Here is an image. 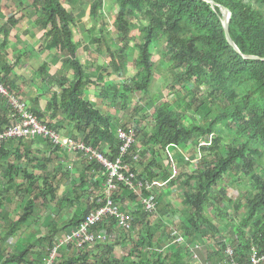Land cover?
<instances>
[{
  "label": "trees",
  "instance_id": "1",
  "mask_svg": "<svg viewBox=\"0 0 264 264\" xmlns=\"http://www.w3.org/2000/svg\"><path fill=\"white\" fill-rule=\"evenodd\" d=\"M64 1L73 4L74 8L80 6V4L76 5L78 0ZM64 1L31 0L30 3V7L34 8L38 14L33 24L34 28L38 27L45 32L46 51H55L57 54L52 64L56 67L62 62L64 65L53 74L49 73L47 62L38 69L37 75H41L39 78H43L45 86L49 89L56 87L61 91L47 103L46 113L37 109L36 106L31 108L42 123L59 130L64 128L62 126L64 120L69 121L68 130L63 129V132L65 131L63 134L77 140H80V136H84L82 141L95 148L106 145L107 142L109 152H106V156L110 160H115L121 145L116 131L113 130L117 126L113 123V119L102 114L89 100L85 99V88L100 89V95L113 103L119 99L125 103L127 95L134 92V89L149 96V105L154 110L152 114L154 127L147 133L144 128L149 122L146 124L140 122L136 137L138 140L142 139V146L134 145L127 156L131 170L137 173L145 184L156 178L163 181L170 178L169 166H164L163 158L168 146L185 147L188 151L190 147L199 148L200 141L211 134H217L211 146L200 148L209 154L205 155L202 161L198 160V168L192 172L182 171L177 180L175 179V183L177 181L183 192L181 211L186 219V224L182 222L180 224L181 236L177 239L181 237L184 244L174 239L175 232L163 223H161L162 226H152L149 223L144 225L143 220L148 214L138 204V208L133 211L136 215L134 226L138 224L146 226V237L140 238V242L134 245L129 258L124 262L116 261L114 264H191L193 255L190 254V246L197 243L203 244L202 242L207 246L221 236L220 226L214 218L209 216L210 210L217 212L221 211L222 205L229 206L225 201L226 187L223 186L221 190L217 188L225 179L237 176L249 178L253 183L254 192L244 199L245 202L239 201L234 205L236 217L240 210H244L245 215L242 220H237L236 217L230 219L231 223L236 220L239 222L238 225L233 226V244L238 243V247L234 249L233 257H227V261H231V264H253L252 257L256 255V258L260 260L258 264H264V176L256 174V170L264 160V10H262L264 0H258L257 7L247 0H214L232 14L229 24L230 35L240 53H237L227 41L223 11L219 6H212L206 0H117L119 12L114 24L116 34L113 37L108 32L113 40L107 39L106 35H103L105 33L103 30L102 35L92 39L94 52L105 53L111 59L107 68L99 66V71L102 69L103 72H99L95 80L86 76L80 60L82 42L75 40L72 28L76 23V17ZM104 2L105 0H92V17L103 10ZM17 3V12L7 16L0 24V83L12 92L18 89L17 80L12 79L11 76L20 58L15 65L9 64L5 58L6 52L10 48L12 31L16 30L24 20L30 18L26 7H22L23 2ZM105 25L108 26V22ZM132 26L138 31L139 43L135 46V52L130 41ZM29 33L33 34L32 31ZM156 39L164 41L165 53L169 56L170 71L174 78L169 88L174 90L185 84H188L190 88L195 87L183 96L180 93L176 100L178 111H174L171 106L162 102L150 91L151 83L159 70L153 61L152 53ZM135 53L137 54L133 63L137 70V81L133 89L132 85L124 84L122 77H124L128 59L134 58ZM244 56H255L260 59L248 60ZM64 67H68V70L65 71ZM112 71L114 75L119 74V78L122 79L107 81L105 73L109 75ZM201 86H206L208 94L200 95L196 92L195 89ZM34 102L38 103L37 98ZM136 107V113L144 111L147 113L146 116L149 115L150 112L145 106L140 107L138 104ZM7 111L0 116V125L5 126L8 122L9 109ZM190 111L194 115L205 113L204 122L199 124L190 120L188 117ZM45 117H50V120L46 121ZM57 118L59 119L54 124L53 120ZM187 118L188 121H185ZM228 134L231 135L230 140L226 138ZM222 146L225 148L224 151H221ZM54 151L61 152L58 148ZM100 151L103 152L102 149ZM3 152L2 148L0 159L6 157ZM63 154L67 155L62 152L61 155ZM143 157H150L146 165L143 161V163L137 161ZM178 159L181 169L186 166V163L188 164L183 156ZM50 161L49 159L46 163ZM200 161L202 166H199ZM82 165L78 178L79 184L74 190L82 192L88 179L96 178L97 175H103L102 181L105 182V170L97 162H84ZM140 168L145 169L142 175L138 173ZM41 169L46 172L47 165H43ZM171 184L174 185V181H171ZM44 186L45 189L41 188L34 200L22 206L23 213L10 225L11 233L22 229L34 215L37 210L36 201L59 200L57 187L52 180H46ZM99 187L103 189L98 181L93 190H98ZM20 191L22 190L19 188L17 193L20 194ZM124 195L129 196V203L130 200L136 199L125 190ZM144 195L148 196L147 193ZM82 196L83 194H74L65 198L63 207L66 205L73 207ZM103 197V195L98 196L87 207L81 206V209L77 210V220L70 221L69 226H77L94 208L101 206ZM2 208L3 198H0V210ZM2 211L1 213L4 212ZM259 216L261 219L257 220ZM116 226V220H113L109 228L100 226L98 231L106 230L107 233L112 234ZM161 229L164 233L158 239V231ZM247 229L251 233L250 237L246 238ZM166 235L169 239L173 237L174 241L170 242L166 238L165 241L170 244L161 247L159 241ZM54 242L55 239L51 233L37 238L34 244L42 246L46 251L53 246ZM98 246L103 247L100 244ZM219 246L223 250L226 249V242L221 241ZM97 249L103 250L102 253L105 252L101 264H111L114 248ZM28 253L27 250L23 255L11 258L10 262L21 264L28 257ZM216 253V256L224 258L220 251ZM0 255L5 256L3 252ZM207 258L210 259L209 256ZM88 259L89 254H86L85 249L70 260L58 262V264H91Z\"/></svg>",
  "mask_w": 264,
  "mask_h": 264
},
{
  "label": "rangeland",
  "instance_id": "2",
  "mask_svg": "<svg viewBox=\"0 0 264 264\" xmlns=\"http://www.w3.org/2000/svg\"><path fill=\"white\" fill-rule=\"evenodd\" d=\"M18 1L23 2V8L26 7V12L30 14V18L24 20L20 26L16 28V30L12 31V44L13 47L15 45H19L23 50H28L33 52V54L27 53L29 57H26L25 61L28 63V69H23L21 66L23 62L18 63L14 72L12 73V79L15 78L18 81V86L21 89L20 94L19 88L14 92L16 96L21 98L23 101H25L29 108L33 106L34 104H29V100L26 98H30V100L34 98H38L37 100L39 101V104L42 105V108L45 110L43 112H47V103L52 100L53 96L55 94H59L61 91L56 88L52 87L49 89L47 86H45L43 78H39L41 75H37L38 69L40 68L41 64L45 62V60L48 63L49 66V73L53 74L55 73V70L61 69L64 65L63 63H59L56 67L55 65L52 64L53 58L56 57V52L52 51L50 57L45 59L44 57V52H45V46L47 43V38L45 37V32L41 31L40 28L36 27L34 28V21L38 18V14L35 12V9L30 7L31 0H0V24L4 22L5 18L12 13L17 12L18 10ZM64 1V0H63ZM251 2L253 5H256L255 0H247ZM65 2V1H64ZM66 3V2H65ZM70 11L74 12V15L76 17V23L74 24L73 31L75 34V40L78 42H82V48L80 50V60L84 66V69L86 71V76L88 78H92L93 80L96 79L97 74L99 72H103L101 69L99 71V66H103L102 68H107L108 65L111 62V59L105 54V53H97L94 52L95 48L92 43V39L95 38L96 36L102 35V30L105 32L103 35H106L107 39H112L110 38L111 36L109 35L108 32L111 33V35L114 37L116 34V26L115 20L117 17V14L119 12L117 0H105L104 2V8L101 12L97 13L96 16H91V4L92 0H78V3L76 4L77 6L80 4L79 7L74 8L73 4H69V2L66 3ZM137 20H135L136 22ZM105 22V23H104ZM106 22H108V26L105 25ZM104 23V24H103ZM33 31V35L35 36L34 38L30 37V33ZM85 31V32H84ZM44 37V38H43ZM34 39V40H33ZM113 40V39H112ZM112 40H109L110 42H113ZM35 41V43H33ZM130 41H132V49L134 48L135 52V46L139 43L138 40V31L136 27L132 26V32L130 35ZM22 42V43H20ZM118 42V40L116 41ZM24 43V44H23ZM36 49H34L32 46ZM166 52V45L164 41L161 39H156L153 45L152 53H153V61L156 64V68L159 70L156 72L155 78L153 79V82L151 83V88L150 91L152 94L156 97H158L162 102H166L168 106H171V108L174 111H178L179 108L176 104V100L179 97V95L182 94L185 95L191 89H194L195 87L190 88L188 84H185L183 86H178L176 89L172 90L170 89V85L173 83L174 78L172 77L171 71H170V66L171 64L168 62L169 61V56L165 53ZM7 56L5 57L7 61L9 60L12 65H15L16 63V58H13L9 55V52H6ZM17 54V53H16ZM136 54L134 55V58L130 57L128 59L127 66L124 71V84L126 85H132L134 89V83L137 81V70L134 67V60L136 59ZM12 58V59H11ZM24 61V62H25ZM34 66H37L35 69ZM65 71L68 70V67H64ZM26 75V77H21L22 73ZM14 73H17L15 75ZM113 73L110 72L109 75L105 73L106 80H121L119 78V74L114 75L111 74ZM197 93L200 95H205L208 94V89L206 86H201L200 88L195 89ZM100 89L98 88H85L84 94H85V99L89 100L95 108L100 110L102 114L105 116L110 117L113 119V123L116 124L117 128L113 129L116 131V134H118V130L120 128H127L128 130H134L135 133L137 132V128L139 129L140 122H143L144 124L148 123V126L144 128V130L148 133L151 131V128L154 127V122H153V108L151 105H149V96L144 95L134 89V92H131L127 95L126 97V102L122 103L121 100L119 99L116 103L111 102V100L105 99L103 96L100 95ZM181 93V94H180ZM181 96V97H182ZM32 97V99H31ZM180 97V98H181ZM140 107H146L148 109L149 115L146 116L147 113L144 111H140L136 113V106ZM31 109V108H30ZM49 114H51V111H49ZM204 115L205 113H201L200 115H197L190 111L188 113V117L190 120L196 122V123H203L204 122ZM148 118V120H146ZM46 121L50 120V117L45 118ZM59 118L53 120V123L58 120ZM65 119V118H64ZM188 121V118L185 120ZM70 125V122L67 120H64L62 123V130L64 129L65 131L68 130V127ZM114 131V132H115ZM137 135V133H136ZM215 137L217 134L214 135ZM214 137V138H215ZM84 136H80L79 139L82 140ZM227 140L231 139V135H227ZM141 138H136V143L135 145L137 147H141ZM108 143L106 142V145L103 144L101 147H97V149H102L103 152L105 151L106 147L109 149V146L107 145ZM225 148L224 146L221 147V151H224ZM209 153H206L202 149L196 148H189L188 151H186L185 155V160L188 162L186 163V166H183L181 169L180 163H178L179 166V174H181L182 171L184 172H192L195 171L198 168V160L201 159L203 160L205 155H208ZM196 155V157L194 156ZM150 158V157H149ZM149 158H139L137 159L138 162L140 163H149ZM164 158V156H163ZM74 159H80L81 162H87V159L81 155H75ZM142 159V160H141ZM70 160V161H69ZM143 161V162H142ZM200 161L199 166H202V163ZM67 162L71 163L72 158H68ZM78 162V161H77ZM190 162V164H189ZM164 166H168L167 162L164 161ZM75 168V167H74ZM145 169L140 168L138 171L139 174L142 175L143 171ZM65 171V172H64ZM61 170V173L59 175V178L55 180V185L57 187V195L61 199V202L65 198H69L71 195L73 196L74 194H83L81 200L79 202H76L73 207H70L69 205H66L65 207L60 206L62 203H56L49 201V200H43L42 203L40 202L37 206V210L39 214V222L37 223L36 227L38 228L39 225H43V221L46 218L48 221L54 220L56 222L57 227L61 230H59V233H57V237L62 234L63 231H65L69 227V222L72 220H77L78 218V209H81V206H88L93 202L94 199H96L98 196L103 195V192H101L100 187L98 190H93V187L97 185L98 183V178L102 177L103 175H97L96 178H89L88 179V184L86 187H84L81 190H74L76 186L78 185L76 181L79 178L80 171L77 170H72L73 174L70 173L69 169ZM59 172V170H58ZM170 173V170H169ZM61 174L63 177L60 179ZM256 174L264 176V160L262 162V165L256 170ZM66 175V177H64ZM139 176V175H138ZM160 178V177H158ZM98 180V181H97ZM154 180H160V179H154ZM152 180V181H154ZM177 180V179H176ZM171 181H174V185L171 184ZM166 187H160V186H154V196H155V201H156V211L153 213H148V216L144 218L143 222L144 225L146 223H149L150 225H161L163 223L164 226H169L171 229L175 232L173 236L174 239L179 236H181V228L180 224L182 222L186 224V219L184 213L181 211L182 209V201H183V192L180 187V185L175 183V179L171 180ZM151 182V181H150ZM252 182L249 178H246L244 176H237V177H232L229 179H225L223 183L220 184V186L217 188L218 190H221V188L224 186L226 187L227 190V195L225 197L226 203H228L229 206L222 205L221 206V211L214 212L212 209L210 210V217L214 218V220L217 222V224L220 226V231H221V236L216 240L213 241L210 244L208 243L207 246H205V243L202 242L203 244L197 243L193 244L192 247L190 246L189 251L190 254L193 255L190 263L191 264H231V261H227V257H231V252L234 251L236 247H238V243L236 245L233 244L234 241V229L233 226L238 225L237 220H242L244 218L245 212L244 210H240L238 217L235 216V211H234V205L239 202V201H244L246 197H248L250 194L254 192L253 187H252ZM65 185L68 187L66 188ZM70 185V188H69ZM102 189V188H101ZM127 195V194H125ZM124 195V196H125ZM129 196L126 197V203H129ZM19 201L21 199L19 197H16L15 200L13 201L14 204H19ZM125 200H123L121 203H124ZM130 202H132L130 200ZM120 204V202L118 201ZM48 204V205H47ZM18 206V205H17ZM85 206V207H86ZM17 208V207H16ZM137 207H133L131 210H136ZM11 212H13V215L23 212L18 209H14L12 206ZM124 209V208H123ZM128 209V208H127ZM14 210L16 213H14ZM126 210V209H125ZM128 209V211L131 213L132 211ZM14 217V218H15ZM238 218L236 221L231 223L232 218ZM261 216L257 218V220H260ZM3 221L0 220V226L4 225L2 223ZM117 224V223H116ZM162 226V225H161ZM3 228V227H0ZM5 228V227H4ZM7 228V227H6ZM146 226H141V224H138L134 226V230L132 232H124L121 230H118L117 228L113 230L112 232V237H110L109 241L107 244H100L102 246L98 245H91L87 247L86 249H91L90 250V257L88 261L91 264H101L103 261V256L104 253H102L103 250H99L97 248H114V252L111 256V264H114L116 261H121L124 262L127 258H129V254L132 252L134 245L137 242H140V238L146 237L147 232H145ZM46 228L43 226L41 232L44 233ZM1 230V229H0ZM180 231V232H179ZM164 233V230L161 229L158 231V239H160ZM251 231L247 229L245 231V237H250ZM179 234V235H178ZM170 238L166 235V237H163L160 242L161 247H166L167 245L170 244V242L174 239ZM61 238V237H60ZM169 239L170 242H166L165 239ZM181 238V237H180ZM59 239V238H58ZM157 239V240H158ZM199 239V238H198ZM179 241V239H177ZM200 240V239H199ZM225 241L226 242V249H222L220 247V242ZM13 242V240H10V243ZM183 243V241H180ZM14 243V242H13ZM13 243L11 245H13ZM174 243V242H173ZM178 243V242H177ZM184 244V243H183ZM185 246V245H184ZM185 248V247H184ZM191 248H193L191 250ZM148 250V249H146ZM211 250V252H210ZM48 251V250H46ZM108 251V250H107ZM217 251H220L223 255L224 258L221 259L220 257L216 256ZM87 252V250H86ZM147 252V251H145ZM196 252L198 253L197 257L195 258L194 256L196 255ZM234 254V253H233ZM207 256L210 257L207 258ZM190 257V256H189ZM254 257V255H253ZM221 259V260H220ZM59 261V260H58Z\"/></svg>",
  "mask_w": 264,
  "mask_h": 264
},
{
  "label": "built area",
  "instance_id": "3",
  "mask_svg": "<svg viewBox=\"0 0 264 264\" xmlns=\"http://www.w3.org/2000/svg\"><path fill=\"white\" fill-rule=\"evenodd\" d=\"M8 109V122L5 126L0 125V151L5 142L10 140L19 139L28 141L42 139L54 150L58 148L71 154L81 155L89 163L95 161L105 170L104 177L106 179L103 182V204L94 208L69 233H66L55 242L48 249V253L42 264H58V253L64 245L74 247L79 253L91 245L107 244L112 235L107 233L106 230L100 232L98 229L100 226L109 228L113 220H116L117 223L115 229L131 232L136 218V215L133 213L134 210L131 209L140 204L147 214L156 211L154 186L166 187L171 180L177 179L180 175L178 158L180 156L185 157V147L172 145L165 149L164 159L169 162L168 166L170 170V178L168 180H154L145 184L138 174L131 170L127 162V156L136 143L137 135L135 129L120 128L118 130L117 135L121 143L120 152L115 160H110L105 153L94 146L87 145L82 140L74 139L42 123L25 101L16 96L4 84L0 83V116L4 115ZM214 137V134H211L208 138L200 141L198 149L211 146ZM124 190L136 198L135 201L129 203L131 208L128 209L132 211L131 213L126 209V203H121L125 200ZM144 193H147L148 196H145ZM179 241H182V238H179ZM233 253L234 251L231 252V257L234 256ZM252 262L253 264H258L260 260L254 255Z\"/></svg>",
  "mask_w": 264,
  "mask_h": 264
},
{
  "label": "crops",
  "instance_id": "4",
  "mask_svg": "<svg viewBox=\"0 0 264 264\" xmlns=\"http://www.w3.org/2000/svg\"><path fill=\"white\" fill-rule=\"evenodd\" d=\"M255 1H256V5H259L258 0H255ZM262 10H264V8ZM30 37L34 38L35 36L33 34L32 35L30 34ZM10 41H11L10 48L8 50L9 55L13 58H16V60L20 58L21 63L23 62L21 67L23 69L25 68L28 69L29 68L28 63H26L25 59L26 57H29L27 53L33 54L32 52L33 50L31 52L28 50L27 52V50H23L19 45H15V47H13L14 44H12V38ZM33 43H35V41ZM32 47L36 49L34 45ZM50 55H51V52H48L45 49V52H44L45 59L50 57ZM8 62L11 63L9 60ZM45 62L47 61L45 60ZM36 67L37 66H34L35 69L38 68ZM24 73L25 72L22 73L21 77H26ZM14 74L17 75V73H14ZM17 85H18V81H17ZM20 92H21V89L19 88L18 93L20 94ZM26 98L29 100L28 102L29 104L32 103L34 104L33 106L37 107V109H40L42 111L45 110L44 108H42V105L39 104V101L37 104H35L34 101L36 98L32 99L31 97L32 100H30V98L28 97ZM33 106H31L30 108H32ZM59 131L62 133L65 132V131L63 132L62 128L59 129ZM3 151L6 157H4L3 159H0V168H1L0 198H3L2 210L4 211L3 212L2 210H0V220H2L3 221L2 223L4 224L0 226V227H3V228H0L1 229L0 230V249H1L0 254L3 252L5 256L0 255V264H18L16 262L11 263L10 262L11 258L19 256V255H23L27 250L29 252L28 257L25 258L21 264H29V263L40 264V262L43 261L44 258L46 257L48 251H44L42 246L35 245L34 244L35 240L37 238L48 236L49 234L52 233L55 239V242H57L60 239V237L62 238L66 233H69L71 229H73L75 226L72 227L70 225L58 237H57V233H59L60 229L57 227L56 222L54 220L50 221L51 220L50 219L48 221L45 218L43 221V225L41 224L37 228L36 227L37 223L41 222V221L39 222V215H36V214H39L37 213L39 210L38 209L34 212V215L25 223L22 229L18 230L16 233H11L10 225L14 223L23 212H21V214L20 213L16 214V217H15V215H13V212H11L10 208L13 206L14 209L20 208V210L22 211L23 205H28L30 201L34 200V198L36 197V194L40 192L41 188L45 189L44 182L46 180H52L55 185V180L59 178L61 170L64 171L67 168L69 169L70 173L73 174L72 170L74 169L75 170L78 169V171L82 170L83 163L81 164L80 159H74L75 154L68 153L64 150H60L61 151L60 153L58 152L56 153L51 148V146L42 139H32L28 141L19 140V139L10 140V141L5 142V144L3 145ZM62 152L66 153L67 155L63 154L62 156L61 155ZM106 152H109V149H107V147L104 153L106 154ZM68 158H72L71 163L67 162ZM49 159L51 160L50 163H46L47 160ZM43 165H47L46 172L42 171L41 169ZM27 175L31 177L29 178V176L27 177ZM62 177L63 175L61 174L60 179ZM98 180L101 183V187H102L103 182H104L102 181V177H99ZM76 183L79 184V181L77 180ZM87 185L89 184L87 183L84 187H86ZM65 187L67 188L68 186L65 185ZM19 188L22 190L20 191L21 192L20 194L17 193V190ZM69 188H70V185H69ZM100 190L101 192L104 191L103 189H100ZM16 197H19L21 201H19V204L15 205L13 201L15 200ZM124 199L126 200V197H124ZM40 202L42 203L41 199L36 201L35 204L38 205ZM63 202L64 201L61 202V199L59 198V200L54 202V204L63 203ZM129 205H130L129 203H126V209L131 208V206ZM60 206H63V205L61 204ZM1 211L3 213H1ZM14 213H16L15 210H14ZM43 226L46 228L45 229L46 231L44 233L41 232ZM11 239L13 240L14 243L13 242L10 243ZM12 243L13 245H11ZM86 250H87L86 254L87 253L89 254L91 249H86ZM77 253L78 252L74 247H71L69 245L68 246L64 245L61 247L58 253L59 255L58 262L62 263V262L68 261L72 257L77 256ZM197 255H195L194 257L196 258ZM89 257H90V254H89ZM201 264H203V262Z\"/></svg>",
  "mask_w": 264,
  "mask_h": 264
},
{
  "label": "water",
  "instance_id": "5",
  "mask_svg": "<svg viewBox=\"0 0 264 264\" xmlns=\"http://www.w3.org/2000/svg\"><path fill=\"white\" fill-rule=\"evenodd\" d=\"M208 3H210L212 6H219V8L221 9V11H223V19H224V31H225V36L227 38L228 43L230 44L231 47H233V49L237 52L240 53L238 47L236 46V44L234 43L231 35H230V29H229V24L231 21V12L226 9L224 6L222 5H218L214 0H206ZM245 59L248 60H259V57H255V56H244Z\"/></svg>",
  "mask_w": 264,
  "mask_h": 264
}]
</instances>
